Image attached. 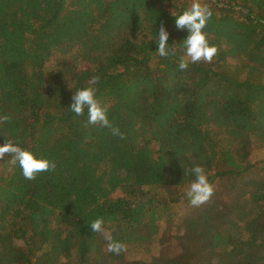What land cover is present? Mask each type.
Segmentation results:
<instances>
[{
    "label": "trees",
    "instance_id": "obj_1",
    "mask_svg": "<svg viewBox=\"0 0 264 264\" xmlns=\"http://www.w3.org/2000/svg\"><path fill=\"white\" fill-rule=\"evenodd\" d=\"M191 3L0 0V145L56 163L26 180L0 159V264H264V0H202L218 52L181 70ZM93 76L123 138L69 108ZM197 165L215 192L194 207Z\"/></svg>",
    "mask_w": 264,
    "mask_h": 264
},
{
    "label": "clouds",
    "instance_id": "obj_2",
    "mask_svg": "<svg viewBox=\"0 0 264 264\" xmlns=\"http://www.w3.org/2000/svg\"><path fill=\"white\" fill-rule=\"evenodd\" d=\"M212 16V11L202 0H192L190 6L175 16V25L177 29H187L188 35L183 40L185 49L184 56H181L179 68L185 70L188 63L207 62L211 63L218 52L215 45L209 43L208 34L204 31L208 20ZM170 33L166 27L161 24L158 31L157 53L161 57L175 56L177 49L168 43ZM172 45V44H171ZM187 59H186V58ZM99 81L98 76H93L88 82V86L75 91L72 95L70 110L77 116L85 115L87 112V123L109 128L113 135L123 138L117 127H114L108 118L110 105L97 99L96 88L94 87ZM10 119L8 115L0 116V124ZM10 159L7 161L13 166L19 165L22 174L26 180H35L43 172L54 171L56 163L44 156H37L31 150L20 146L19 142L13 139H7L3 145H0V159L5 155ZM195 179L186 191V196L194 207H199L208 202L214 195L215 188L209 182L208 176L202 166H195L191 169ZM90 227L95 233H101L107 241V252L120 255L127 250L125 244L113 240L111 234L105 230L103 218L95 219Z\"/></svg>",
    "mask_w": 264,
    "mask_h": 264
},
{
    "label": "rangeland",
    "instance_id": "obj_3",
    "mask_svg": "<svg viewBox=\"0 0 264 264\" xmlns=\"http://www.w3.org/2000/svg\"><path fill=\"white\" fill-rule=\"evenodd\" d=\"M262 154L264 156V149H263V153ZM250 157L252 158V160H259V161L261 160V154H259V153H254L253 152ZM225 182H226L225 180L221 181L220 182V185H223ZM181 220L182 219H179V220L177 219L176 223L173 224V226H172V233L184 231V229L179 226V224H180L179 222ZM194 253L198 257V259L201 258L198 251L194 250Z\"/></svg>",
    "mask_w": 264,
    "mask_h": 264
}]
</instances>
